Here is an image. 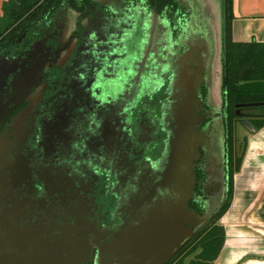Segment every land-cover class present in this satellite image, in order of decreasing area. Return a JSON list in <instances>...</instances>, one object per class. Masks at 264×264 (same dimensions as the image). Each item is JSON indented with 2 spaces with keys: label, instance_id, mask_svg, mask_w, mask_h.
<instances>
[{
  "label": "flooded vegetation",
  "instance_id": "obj_1",
  "mask_svg": "<svg viewBox=\"0 0 264 264\" xmlns=\"http://www.w3.org/2000/svg\"><path fill=\"white\" fill-rule=\"evenodd\" d=\"M190 5L63 3L0 50L1 227L63 235L57 264H134L135 236L150 264H166L209 222L175 250L181 194L189 212L212 213L209 92L186 56Z\"/></svg>",
  "mask_w": 264,
  "mask_h": 264
},
{
  "label": "trees",
  "instance_id": "obj_2",
  "mask_svg": "<svg viewBox=\"0 0 264 264\" xmlns=\"http://www.w3.org/2000/svg\"><path fill=\"white\" fill-rule=\"evenodd\" d=\"M89 0H4L0 11V50L9 46L27 28L43 21L46 13L63 3L81 8ZM158 8L174 0H150ZM233 0H223V64L222 115L225 172L227 174L222 208L180 250L178 257L166 264H213L225 238L223 226L218 222L230 204L233 175L240 169L246 148V135L237 134V124L245 118L255 132L264 126V43L235 42L231 39L230 24ZM199 191V190H198Z\"/></svg>",
  "mask_w": 264,
  "mask_h": 264
},
{
  "label": "crops",
  "instance_id": "obj_3",
  "mask_svg": "<svg viewBox=\"0 0 264 264\" xmlns=\"http://www.w3.org/2000/svg\"><path fill=\"white\" fill-rule=\"evenodd\" d=\"M232 14L233 41L264 43V0H233ZM241 135L246 148L230 204L218 220L225 238L213 264H264V126Z\"/></svg>",
  "mask_w": 264,
  "mask_h": 264
},
{
  "label": "rangeland",
  "instance_id": "obj_4",
  "mask_svg": "<svg viewBox=\"0 0 264 264\" xmlns=\"http://www.w3.org/2000/svg\"><path fill=\"white\" fill-rule=\"evenodd\" d=\"M4 0H0L1 3ZM188 32L186 33V56L193 59L196 73L205 77L208 84V104L213 115L208 123V136L203 142L206 158L203 163L207 171L206 183L212 185L208 196L214 207L223 199L225 189L224 145L220 110L221 97V35L223 27L222 0H194L190 5ZM1 11V8H0ZM191 88L194 87L190 84ZM237 134L246 131L237 124ZM211 207V206H210Z\"/></svg>",
  "mask_w": 264,
  "mask_h": 264
},
{
  "label": "water",
  "instance_id": "obj_5",
  "mask_svg": "<svg viewBox=\"0 0 264 264\" xmlns=\"http://www.w3.org/2000/svg\"><path fill=\"white\" fill-rule=\"evenodd\" d=\"M196 87V86H195ZM189 91H191V86L189 85ZM188 88L187 91L188 92ZM225 111V108L220 110L221 121L222 115ZM187 114V113H186ZM185 114V116H186ZM208 115L210 118L213 115V110L209 108ZM184 125L187 126V116L184 119ZM241 122L243 125L250 131H253L251 124L245 119L241 118ZM188 127V126H187ZM191 127V126H189ZM222 133H223V121H222ZM223 145H224V133H223ZM224 167L225 165V148H224ZM204 168V167H203ZM204 171H206L204 169ZM187 180L184 182L183 180L179 181V188L184 193L192 190V177L187 173ZM207 178V171H206ZM226 181L227 174L225 172V189L223 192V199L219 201L214 207L212 206L211 200L207 201V205L212 209V213L208 214V212L202 216H199L197 212H189L188 205L183 200L182 194L180 200L178 201V213H179V221H178V235L174 242L175 250H178L190 237L195 235L208 221H210L213 216L222 208L225 203L226 196ZM211 188L212 185L210 182L207 183ZM211 206V207H210ZM187 218H196L198 221L203 220L201 224L192 229L191 227H187L185 224V219ZM86 236L84 237V239ZM52 241L46 238L41 237L37 232H29L26 229H21L19 227L13 226L9 222L2 223V227L0 226V264H55L57 257L60 256V250H63V235H55L51 236ZM146 240V239H145ZM131 243H135L133 245V254L134 256L133 263L134 264H150V256L153 254L149 252H143L140 247L137 249V245L140 243V238L135 236L132 238ZM31 247V249H29ZM150 251V250H149ZM164 259L157 261L155 264H162ZM61 259V258H60ZM57 264V263H56Z\"/></svg>",
  "mask_w": 264,
  "mask_h": 264
}]
</instances>
